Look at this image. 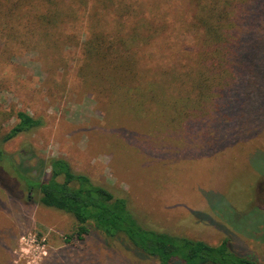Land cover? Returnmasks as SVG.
<instances>
[{
	"label": "rangeland",
	"instance_id": "obj_1",
	"mask_svg": "<svg viewBox=\"0 0 264 264\" xmlns=\"http://www.w3.org/2000/svg\"><path fill=\"white\" fill-rule=\"evenodd\" d=\"M12 1L0 0L2 150L18 163V152L28 147L37 158L60 157L74 172L125 199L141 226L209 245L226 239L232 251L264 264V124L249 114L246 122L240 114L232 119L222 114L218 129L221 112L211 98L200 107L182 106L177 115L184 94L168 84L185 79L175 74L171 57L180 44L159 45L161 58L139 59L138 69L151 71L138 72L131 82L115 69V58L109 65L88 59L86 15L73 25H56L42 36L48 41L37 43L43 30L33 25L29 34L31 12L22 5L14 21L5 15ZM169 1L162 5L166 28L184 11L178 7L174 15L170 3L179 2ZM261 5L250 10L241 4L239 29L264 34ZM179 26L170 25L166 39ZM17 111L43 125L2 143ZM13 179L9 164H0V264H156L123 238L108 239L92 227L81 240L65 241L76 227L72 216L38 205L37 190L21 193L17 185L15 192L8 190Z\"/></svg>",
	"mask_w": 264,
	"mask_h": 264
},
{
	"label": "trees",
	"instance_id": "obj_2",
	"mask_svg": "<svg viewBox=\"0 0 264 264\" xmlns=\"http://www.w3.org/2000/svg\"><path fill=\"white\" fill-rule=\"evenodd\" d=\"M252 1L178 0L179 4L170 3L174 15L178 14V7L179 11H184L182 17L170 22V25L180 26L167 39L166 29L170 30V25L166 28L167 7L164 10L162 5L169 0H14L5 15L14 21L11 16L22 15L23 5L32 13L29 34L36 28L33 25L43 30L38 33L37 43L45 41L47 38L42 39V36L54 31L56 25L62 28L68 21L86 15L91 20L88 25L91 39L86 48L88 59L104 60L109 65L115 58V69L130 81L138 72L151 71L147 67L138 69L139 59L161 58L164 55L157 51L159 45L169 41L180 44L171 57L178 68L175 74L183 73L185 79L171 78L168 84L184 94L179 105H175V113L181 115L186 107L182 110L180 107L187 104V109H192L209 98L215 99L213 108L221 112L219 129L223 117L232 119L239 114L242 121L246 122L249 114L257 125L264 124V34L238 27L243 23L239 12L242 3L250 10L255 5L262 7L261 1L264 3L261 0L254 5ZM262 15L264 21L263 12ZM74 23L72 21L71 25ZM2 25L9 23L3 20ZM110 25L116 28L114 34L103 28ZM138 47L143 48L135 49ZM189 63L192 66H188ZM136 80L138 78L133 81ZM146 87L149 89V84ZM129 89L126 90L129 92ZM193 93L198 99L191 100ZM14 117L15 123L3 135L2 143L43 125L41 119L23 111H17ZM224 144L218 148L222 149ZM18 157L20 162H14L0 147V164H9L15 182L8 190L15 192L16 185L21 193L37 190L35 202L38 205L71 215L76 227L65 241L81 240L92 227L108 239L123 238L139 255L153 259L156 264H254L251 259L232 251L226 239L209 245L141 226L127 208L125 199L114 196L87 175L74 172L60 157L37 158L29 147L18 152ZM30 160L34 161L33 165H24ZM5 190L8 192L7 188Z\"/></svg>",
	"mask_w": 264,
	"mask_h": 264
}]
</instances>
